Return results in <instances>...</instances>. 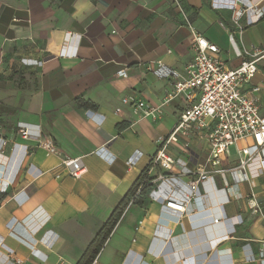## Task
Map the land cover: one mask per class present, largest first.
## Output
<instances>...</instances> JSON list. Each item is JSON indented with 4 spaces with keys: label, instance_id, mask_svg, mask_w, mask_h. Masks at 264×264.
Segmentation results:
<instances>
[{
    "label": "crops",
    "instance_id": "0c3cea01",
    "mask_svg": "<svg viewBox=\"0 0 264 264\" xmlns=\"http://www.w3.org/2000/svg\"><path fill=\"white\" fill-rule=\"evenodd\" d=\"M179 2L228 69L264 43V0ZM193 42L173 0H0V264H78L149 163L150 202L128 206L92 264H262L264 175L251 167L242 179L233 146L221 157L223 172L208 173L187 202L207 140L175 137L168 173L154 161L158 139L187 106L184 96L156 122H133L122 103L135 96L159 105L176 78L153 71L184 75ZM123 68L127 76L118 77ZM252 87L264 116L263 63L242 88ZM38 137L50 138L56 153ZM67 157L81 158L80 179L66 175Z\"/></svg>",
    "mask_w": 264,
    "mask_h": 264
},
{
    "label": "built area",
    "instance_id": "2783aa9c",
    "mask_svg": "<svg viewBox=\"0 0 264 264\" xmlns=\"http://www.w3.org/2000/svg\"><path fill=\"white\" fill-rule=\"evenodd\" d=\"M173 2L194 37L193 60L186 67L184 75L176 74L169 69L160 74L162 67L153 71L160 77L176 78L173 91L159 105L153 106L135 96L124 97L122 103L130 107L135 117L133 122L145 119L156 122L162 118L165 105L178 95L184 96L187 106L181 112L172 131L166 137L158 139L154 161L162 170L170 171L176 160L168 155L167 149L175 137L207 140L206 161L202 169L198 170L197 176L187 184L188 202L198 194L199 187L209 177L208 173L223 172L218 167L221 157L229 154L230 146H235L238 156L236 169L243 174L242 179L249 177L246 171L251 167L254 169L252 175H264V116L260 114L258 100L252 94L259 88L252 87L250 91H244L242 88L257 73L258 64H264V43L244 49L238 55L241 59L239 65L228 69L218 56L220 51L218 46L193 29L179 0ZM116 75L126 77L127 73L123 68L119 69ZM21 135L24 138L30 137L26 129L22 130ZM36 141L38 146L50 153H56L57 149L50 138L38 137ZM61 166L66 175L74 179H80L85 174L80 157L64 158L61 160ZM55 177L60 178L61 174L56 173ZM160 178L164 176L161 175ZM154 192L151 191V197ZM165 202L166 207L175 211L182 213L186 209L185 203L173 200ZM258 259L264 264V245L259 250Z\"/></svg>",
    "mask_w": 264,
    "mask_h": 264
},
{
    "label": "trees",
    "instance_id": "16d2710c",
    "mask_svg": "<svg viewBox=\"0 0 264 264\" xmlns=\"http://www.w3.org/2000/svg\"><path fill=\"white\" fill-rule=\"evenodd\" d=\"M81 108H92L88 103H81ZM151 168L149 163L140 173L135 183L131 186L127 194L121 199L118 205L114 208L107 221L101 226L89 246L81 256L78 264H92L99 254L102 246L110 236L111 232L125 213V210L130 205L145 207L150 202V193L154 189V184L151 183L148 177V171Z\"/></svg>",
    "mask_w": 264,
    "mask_h": 264
},
{
    "label": "rangeland",
    "instance_id": "374dc122",
    "mask_svg": "<svg viewBox=\"0 0 264 264\" xmlns=\"http://www.w3.org/2000/svg\"><path fill=\"white\" fill-rule=\"evenodd\" d=\"M229 150H230L231 153H233L234 152V147L233 146H230L229 147ZM165 172L168 173V171H165Z\"/></svg>",
    "mask_w": 264,
    "mask_h": 264
}]
</instances>
